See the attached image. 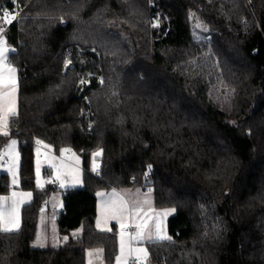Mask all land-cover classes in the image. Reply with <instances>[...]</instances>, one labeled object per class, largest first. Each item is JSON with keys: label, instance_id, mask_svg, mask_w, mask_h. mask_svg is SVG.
Returning <instances> with one entry per match:
<instances>
[{"label": "trees", "instance_id": "obj_1", "mask_svg": "<svg viewBox=\"0 0 264 264\" xmlns=\"http://www.w3.org/2000/svg\"><path fill=\"white\" fill-rule=\"evenodd\" d=\"M0 6L1 15L25 7L4 26L19 97L0 154L18 139L20 189L33 193L21 229L0 227V264H87L94 248L114 264L117 229L96 227L97 193L129 188L152 189L156 208L176 209L171 240L147 243L152 264H264V0ZM199 23L206 33L198 38ZM37 140L82 158L83 186L64 190L57 212L68 240L56 248L33 247L44 205L59 189L37 188ZM10 191L0 173V196Z\"/></svg>", "mask_w": 264, "mask_h": 264}, {"label": "snow or ice", "instance_id": "obj_2", "mask_svg": "<svg viewBox=\"0 0 264 264\" xmlns=\"http://www.w3.org/2000/svg\"><path fill=\"white\" fill-rule=\"evenodd\" d=\"M12 3L15 4L16 0H12ZM2 7V6H0ZM19 13H14L11 10L3 9L2 15H0V20H2L5 24L11 25L14 21L17 20V16ZM156 25H154L155 27ZM15 51L14 49H10L7 47V40L5 38V29L3 26H0V135L4 137L9 136V117L17 115V76L16 72L17 69L8 63V54L10 52ZM93 51H95L93 49ZM71 60L65 61V69L67 70L71 65ZM80 85L89 84L90 81L88 79H81L79 81ZM101 83L103 80L101 79ZM251 135V131L247 133ZM37 144H42L43 142L40 140L36 141ZM16 145L17 141L15 139H11L10 142L7 144V151L6 153L0 154V159L3 158V155H7L10 158V163L8 166V171L12 175V183H17V169H18V161H19V154L16 152ZM45 147H48L45 145ZM64 151L69 150H62ZM39 149H37V160H36V185L37 188H43L45 183H53V180L48 181H41L40 173H41V163L39 160ZM95 156L102 155V150L100 152H96L93 154ZM56 169L55 179L60 180V186H64V181L62 179L63 175L66 173L62 172L61 167H57L55 164L52 165ZM98 166L93 164L92 171L97 172ZM153 168L152 164L147 165L148 171H151ZM99 174V173H97ZM145 177L147 178L148 172H145ZM74 181L76 183L80 182L79 174L76 173L74 175ZM153 190L149 189V193ZM98 195H102L98 193ZM115 197V193H113ZM32 197L31 192L27 193H17L12 192L11 197L0 196V227L3 228L6 232L18 231L20 228V205L25 202L24 198L30 199ZM11 201L10 206L8 205V201ZM150 202L145 199L143 202L139 200L132 201V207L129 208L128 201L124 200L123 198H115L110 199L105 204L106 214L113 219H117L120 224L121 228V253L123 256L124 248H125V241H124V232L123 229L127 227L124 222V218L126 216H137L139 217L141 213L144 212L143 204H149ZM153 211L152 209H149ZM176 209H169L164 210L160 213H154L152 217L149 219L152 220L151 225L149 224L148 220H143L141 222L136 223L135 227L138 230L136 233V238L143 239L147 237L148 239H152L153 236L159 240H171V237L168 236L164 230L163 226V218L171 213L175 212ZM146 215V214H145ZM99 225V221L97 222ZM75 235V233H73ZM39 239V238H38ZM56 236L53 235L54 246L56 242ZM64 240L67 241L68 237L65 236ZM44 242L41 240L39 243V247H44ZM138 253H142L144 256H147V251L145 249H136ZM89 255L91 256L92 253L90 252ZM118 264H123L121 257L117 258ZM91 264V262H90Z\"/></svg>", "mask_w": 264, "mask_h": 264}, {"label": "rangeland", "instance_id": "obj_3", "mask_svg": "<svg viewBox=\"0 0 264 264\" xmlns=\"http://www.w3.org/2000/svg\"><path fill=\"white\" fill-rule=\"evenodd\" d=\"M8 24H5L2 20H1V24L0 26H5ZM4 29L6 30V28L4 27ZM206 30L204 28H202L201 24H197V32L195 34L196 37H201V34H205ZM7 47L10 49H13V46L7 42ZM67 152V151H65ZM63 152L64 157H66V153ZM100 152V151H99ZM97 157L99 156H95L93 158L92 164H91V169L93 168V164L95 163V165L98 166L97 169H99L100 167V161L97 160ZM77 158L78 154H77ZM76 160V159H74ZM76 161L79 162V167L76 168L74 166H70L64 162L61 163V165L57 166L55 164V162H53L57 167H61L62 172L66 173L65 175H63L62 179L64 181V186L61 187L60 186V180H56L55 179V175H56V169L54 167L51 168V170H49L47 173L45 171H43L41 169V173H40V179L41 181H48V180H53V183H49V184H53L55 186H58L59 189L54 191L52 193L51 198L49 199V201L44 205V211H42L41 214V223L39 225V228L37 230V237L33 242V247L34 248H38V249H43V248H56L60 245H63L65 243L64 240V236H61L59 234V225H58V217H57V212L60 210V208L62 209L64 207V199H63V194H64V190L70 189V188H79L83 186V171L82 168L80 167V159H77ZM45 172V174L43 173ZM78 173L79 177H80V182L76 183L74 181V175ZM45 183L43 188L45 186H47ZM135 191H142V188H132ZM114 190V189H113ZM98 193L102 194V195H98ZM97 193V197H98V208H97V217H96V223L99 221L100 223V227L104 228L105 226H108V229H105L103 231L109 232V231H113L114 227L117 229V234H118V238L119 240H121V228H120V224L117 221V219H113L110 218L107 214H106V210H105V204L107 201H109L110 199H115L120 197V195H117V193L112 192V190H101ZM113 193H115V197L113 196ZM130 193V192H128ZM130 199H128V206L129 208L132 207V201L134 200H139L141 202H143L145 199H147L150 203L149 204H143V220H148L151 221V219H149L150 217H152L154 215V213H157L154 211V206L151 204L154 201L152 192L149 193H142V194H138L136 196H134V194H129L128 195ZM126 200V199H125ZM127 201V200H126ZM154 204V203H153ZM149 209H152L154 212L150 211ZM158 209V208H156ZM171 208H167V209H162L161 211H158L159 213L164 211V210H169ZM146 214V215H145ZM174 214V212H173ZM171 215V214H170ZM140 217V216H139ZM139 217L136 216L137 222H139ZM165 221H163V226L165 227V231H168V219L169 217H165ZM133 219H131V217L127 216V218H124V222L127 225V227H125L123 229V232L127 229L129 230L130 227L133 226L132 223ZM140 221V222H141ZM103 224H105V226L103 227ZM110 224V225H108ZM137 230V229H136ZM74 236H77L81 233V229L76 230ZM125 233V232H124ZM55 234L56 236V242H55V246H54V241H53V235ZM168 236H170L169 231H168ZM125 237L130 236V233H127L124 235ZM135 236V235H134ZM171 237V236H170ZM39 238V239H38ZM41 240H43L44 242V247H39V243L41 242ZM120 244V243H119ZM147 245V244H146ZM147 251V249H146ZM118 258V257H117ZM123 264H128V259L127 260H123L121 259ZM145 262L144 259H140L139 264H143ZM114 264H118V260L116 259V262Z\"/></svg>", "mask_w": 264, "mask_h": 264}, {"label": "crops", "instance_id": "obj_4", "mask_svg": "<svg viewBox=\"0 0 264 264\" xmlns=\"http://www.w3.org/2000/svg\"><path fill=\"white\" fill-rule=\"evenodd\" d=\"M10 54H11V52L8 54V63L9 64H11L9 62V55ZM16 76H17V85H18L17 72H16ZM16 96H17V112H18V97H19V89H18V87H17ZM10 118L11 117H9V122H10ZM9 133H10V129H9ZM11 139H15L17 141L16 152L19 154L18 169H17L18 175H17V183L13 184L12 183V175L8 171L10 158L7 155H3V158L0 159V173L8 174L9 177H10V184H11L10 193L7 194V195H1V196H6V197H11L12 192H17V193L31 192V191H25V190L20 189L21 153H20L19 141H18V139L11 137V138H9L8 143L10 142ZM37 149H39V153H40L39 160H40V163H41V169L43 171H46V169H48V171L51 170L52 165L54 164L53 162H55V164L57 166L61 165V163L64 162V163H66V164H68L70 166H74V167L78 168L79 167V162L76 161L77 159L81 160L80 167L82 168V158H81L80 154H78V157H80V158H77V153H75V152L71 153V151H67V152L64 151L66 153L65 154L66 157H64L63 153L58 154L52 148H50L49 146L45 147V144L42 143V144H37L36 148H35V171H36V160L38 158L37 157ZM6 151H7V146H6V148L4 149V151L2 153H6ZM74 159H76V160H74ZM82 171H83V168H82ZM43 173L45 174V172H43ZM148 191H149L148 188L143 189L142 191H135L132 188L125 189V190H112V192H115V193H117V195H120V197H118V198H123L124 200L126 199L127 201H128V199H130L129 196H128L129 194H134V196H136L138 194L148 193ZM128 192H130V193H128ZM152 195H153V193H152ZM24 199H25V202L20 205V228H19V230L21 229V226H22V208L25 205H27V204L32 202L33 193H32V197L30 199H28V198H24ZM153 203H154V201L151 204L155 208V205ZM10 204H11V201L9 200L7 206H10ZM44 210L45 209H43V211ZM63 210H64V207L62 209L60 208V210L58 212H61ZM161 210L162 209H156V208L154 209V211L157 212V213H159L158 211H161ZM154 211H152V212H154ZM172 215H173V213H171V215H167L166 217L170 218ZM130 217H131V219H133V221H132L133 226L130 227L129 230L126 229L124 231L125 232L124 234L130 233L131 237L130 236H128V237L124 236L125 248H124L123 256H122V253H121V240H119V243H120L119 245L120 246H119V253H118L117 257H121V259H123L124 261L128 259V264H139L140 259H144L145 260V262L143 264H152L150 262V260H149V252H148V247H147L146 244L148 242L158 241L159 239L155 238V236H153L152 239H148L147 237H145L143 239L136 238V233H137L138 230H136L135 225L138 222H137V219H136L135 215L130 216ZM126 218H127V216H126ZM142 219H143V213L140 214L139 222ZM165 219L166 218L164 217L163 221H165ZM40 223H41V218H40V221H39V225H40ZM151 223H152V220L149 221L150 225H151ZM39 225H38V228H39ZM108 225H110V224H108ZM104 226H105V224H103V227ZM96 227L99 230H101V231L109 228L108 226H105L104 228H101L100 227V223H99V225H98V223H96ZM1 229L3 230L2 227H1ZM164 230H165V227H164ZM166 234H168V231L166 232ZM36 237H37V235H36ZM136 249H145V250L147 249V256H144L142 253H138L136 251ZM90 252L92 253L91 256L89 255ZM90 262H91V264H107L106 261H105L104 252H103V250L101 248H94V249H90V250L87 251V264H90Z\"/></svg>", "mask_w": 264, "mask_h": 264}, {"label": "built area", "instance_id": "obj_5", "mask_svg": "<svg viewBox=\"0 0 264 264\" xmlns=\"http://www.w3.org/2000/svg\"><path fill=\"white\" fill-rule=\"evenodd\" d=\"M24 10H25V7H21V8H19V9H17L16 12H14V13H19V15L17 16V19L20 18V16L23 14ZM0 15H1V14H0ZM6 30H7V29H6ZM6 30H5V32H6ZM71 153H72V152H71Z\"/></svg>", "mask_w": 264, "mask_h": 264}]
</instances>
